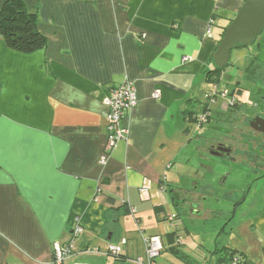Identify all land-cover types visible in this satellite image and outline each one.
<instances>
[{
    "label": "crops",
    "instance_id": "0c3cea01",
    "mask_svg": "<svg viewBox=\"0 0 264 264\" xmlns=\"http://www.w3.org/2000/svg\"><path fill=\"white\" fill-rule=\"evenodd\" d=\"M243 1L23 0L37 11L46 42L25 53L0 37V264H53L55 241L74 246L65 264H135L145 256L144 237L153 236L162 244L158 264H187L170 250L175 245L193 264H216L210 252L219 248L235 250L242 264H264V174L257 171L245 188L232 181L218 190L226 181L211 176L209 165L240 161L211 155L207 141L221 132L197 140L192 132L204 108L219 126L237 108L225 101L218 107L224 112H213L210 104L223 96L210 102L204 95L212 85L238 101L236 90L219 88L221 74L208 72ZM124 79L137 96L123 121L129 134L101 164L102 99ZM250 148L240 163L251 165ZM211 180L219 183L212 191ZM208 193L234 203L238 222L203 223L209 237L196 240L193 227L217 214ZM175 232L177 243L169 237ZM109 245L120 247L122 261L107 254Z\"/></svg>",
    "mask_w": 264,
    "mask_h": 264
},
{
    "label": "rangeland",
    "instance_id": "374dc122",
    "mask_svg": "<svg viewBox=\"0 0 264 264\" xmlns=\"http://www.w3.org/2000/svg\"><path fill=\"white\" fill-rule=\"evenodd\" d=\"M264 54V30L256 37L254 43L248 47H237L233 48L230 52V58L229 63L226 67H224V70H222L221 75L219 76L218 80V86L221 89H225L227 87L233 88L235 91V96L238 99V104L236 105L237 108L235 111L231 109L232 115L237 117L236 115H240L241 113H246L248 110L249 113L251 112V108L248 106L252 103V100L254 99V93H253V85L248 81L246 74V69L248 66L254 61L257 60L260 63L264 61L263 55ZM212 88V85H210V89ZM227 91V90H226ZM220 95V94H218ZM221 96V95H220ZM219 97L216 102H213L211 105V111H219V106H222L223 103H225L226 99ZM242 102V103H241ZM228 105V104H227ZM231 106V105H228ZM247 106V107H246ZM235 107V106H234ZM221 112H224L220 109ZM208 121V120H207ZM204 122L202 124V128H198L199 126L193 124V133L195 134V140L198 139V134H203V132H213V135L219 134L220 132H224V127H226L221 122L219 125L215 124L214 114L212 119H210L208 122ZM197 126V127H196ZM208 134V133H206ZM197 135V136H196ZM250 152L254 155L258 152V154L264 156V150L259 149L258 151L255 150V148H250ZM213 161V160H212ZM215 161V160H214ZM252 163L251 165L249 163H230L225 162V160H218L217 162H212L210 166L211 170V176L214 175H222L223 179H225L226 184L225 186L218 187L228 190L231 186L232 181H243L242 183L237 182V186H242L245 188L246 185H244V182L247 180L249 183L251 180L255 179L256 173L258 171V174L260 175L262 173L261 169H255L253 166V159H251ZM262 179V178H260ZM245 183V184H246ZM210 190L212 191V187H215L214 184L219 185V183H213L212 180L208 183ZM235 184V183H234ZM242 184V185H238ZM235 185L232 186V190L236 189L234 188ZM209 191V192H211ZM216 192V191H215ZM225 193V192H223ZM221 192H218L217 195H221ZM211 195V196H210ZM207 205L211 208H216L217 214L215 215L214 219H201L200 224H196L191 232V236L193 239L203 238V240H206L209 235H207L205 232L202 231L203 227H208L209 225H212L213 227L220 224H224L226 222V219H223L224 217L227 218L228 225H235L237 224L238 220L236 218H233L232 215V207L234 203H229L223 200L220 197H212L211 193H208L207 195ZM216 198H219V200H216ZM219 215L220 218H219ZM232 215V216H231ZM223 219V220H222ZM204 223V226L202 225ZM203 226V227H202ZM220 228V227H219ZM229 232V231H228ZM184 237H187V235L184 234ZM232 238L231 236H229ZM213 240H210L207 242V244L212 243ZM206 245V241H205ZM160 255V254H159ZM160 261V260H159ZM105 264L106 262H112V260H105L103 261ZM177 261H172V264H176Z\"/></svg>",
    "mask_w": 264,
    "mask_h": 264
},
{
    "label": "built area",
    "instance_id": "2783aa9c",
    "mask_svg": "<svg viewBox=\"0 0 264 264\" xmlns=\"http://www.w3.org/2000/svg\"><path fill=\"white\" fill-rule=\"evenodd\" d=\"M213 21L210 20V24L207 27L206 33L209 34L211 31V23ZM184 61L187 60V57H184ZM219 94L225 98L228 92L219 91ZM160 96V92L155 90L152 94L153 98H158ZM218 95V90L216 86H213L208 92L205 93L204 99L213 102L214 98ZM235 97H227L226 103L228 105H233L235 102ZM103 104L106 107L105 114V127L107 133V143L104 148V151L100 158V163L105 164L106 157L108 152L115 147L117 142L121 140H127L129 129L124 125V119L126 115L135 108L137 104V96L134 84L128 80L124 79V81L114 87H111L108 93L102 99ZM209 116V111L204 109L201 113L197 114L194 118L196 121V125L200 126L204 122L207 121ZM148 190L147 185L141 187V193L145 194ZM129 212L133 214L135 209L133 207L128 208ZM176 216L172 215L169 219H174ZM81 232V229L78 225L74 227V233L77 234ZM144 247H145V256L135 258V264H158L156 262V258L159 256L162 250V244L160 238L157 236L153 237H144ZM180 238L177 237L175 242H179ZM74 246L72 243H62L60 241H55L52 245L53 252V264H65L67 259L74 252ZM88 252L93 253L95 249H87ZM121 249L116 245H109L107 247V254L111 257H114L120 254ZM222 264H239L238 260L234 258L230 262H224Z\"/></svg>",
    "mask_w": 264,
    "mask_h": 264
},
{
    "label": "flooded vegetation",
    "instance_id": "af4514ba",
    "mask_svg": "<svg viewBox=\"0 0 264 264\" xmlns=\"http://www.w3.org/2000/svg\"><path fill=\"white\" fill-rule=\"evenodd\" d=\"M221 72L219 74H221ZM245 72L248 81L254 87L253 93L255 96L252 103L248 106L251 108V112L249 113L247 110L246 113H241L235 117L232 115V111L227 110L221 119L226 126L224 127V132H221L219 135H216V137L207 141L209 148H211L210 150L217 151L220 147H225L227 150L219 152L221 156L240 162H247L246 158H248L247 153L250 147L255 148L257 151L259 149L264 150V133L257 130L260 125L258 122L259 119H264V61L260 63L254 60L252 66L246 69ZM236 102L238 101L233 103L234 106ZM209 117L210 113L208 118ZM256 118L258 121L254 123L253 121ZM252 159L255 169H261L262 173L260 176L263 175L264 156L257 152L253 155Z\"/></svg>",
    "mask_w": 264,
    "mask_h": 264
},
{
    "label": "trees",
    "instance_id": "16d2710c",
    "mask_svg": "<svg viewBox=\"0 0 264 264\" xmlns=\"http://www.w3.org/2000/svg\"><path fill=\"white\" fill-rule=\"evenodd\" d=\"M37 17V11L28 10L25 7L23 0H5L0 8V37L3 39L5 45L8 48L25 53L43 48L46 41L45 37L39 32L37 28ZM231 20L232 19H230V21ZM225 27L223 28L221 37L223 36ZM237 47L243 46L238 44L234 48ZM251 66L252 63L247 69H249ZM222 70H224V68H218L214 65V69L208 72V77L212 74L218 75ZM177 236L178 235L175 232L171 233L169 237L175 242ZM177 246L178 245H175L170 249L175 254V256L187 264H193L189 256L183 251H180V248ZM120 254L114 256V261H122ZM210 254L217 255L216 264L230 262L234 258L238 260L239 264L244 263L240 255L236 254L235 250L231 251L226 248H219L211 251Z\"/></svg>",
    "mask_w": 264,
    "mask_h": 264
},
{
    "label": "water",
    "instance_id": "95a60500",
    "mask_svg": "<svg viewBox=\"0 0 264 264\" xmlns=\"http://www.w3.org/2000/svg\"><path fill=\"white\" fill-rule=\"evenodd\" d=\"M264 29V0H244L235 16L226 25L223 36L217 43L212 55V61L218 68H224L229 63L230 52L236 45L248 47ZM256 118L253 122L256 123ZM258 131L264 133V119H259ZM252 124V123H251ZM227 150L220 147L211 155H220V151Z\"/></svg>",
    "mask_w": 264,
    "mask_h": 264
}]
</instances>
